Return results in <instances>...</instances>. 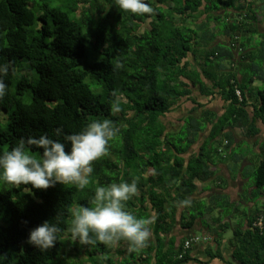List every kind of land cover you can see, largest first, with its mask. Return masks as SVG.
I'll return each mask as SVG.
<instances>
[{
    "label": "trees",
    "instance_id": "16d2710c",
    "mask_svg": "<svg viewBox=\"0 0 264 264\" xmlns=\"http://www.w3.org/2000/svg\"><path fill=\"white\" fill-rule=\"evenodd\" d=\"M147 2L153 12L135 16L114 0H0V63L11 62L0 100V152L28 136L55 139L58 127L74 134L107 118L120 129L84 190L56 184L0 191L5 264H264V229L254 226L264 207L231 228L221 224L232 207L226 197L191 199L198 182L216 177L218 160L242 164L246 157L233 146L259 136L258 123L264 127V0ZM218 99L223 106L216 110ZM113 101L122 109L115 115ZM261 149L246 177L264 196V143ZM133 180L138 193L126 208L153 220L147 247L129 253L125 242L110 249L62 239L41 251L27 242L31 229L57 219L62 237H70L72 209L90 206L97 186ZM185 199L191 204L179 206ZM224 209L213 220L220 225L214 246L206 247L207 263L194 256L195 245L186 249L194 238H167L178 216L191 233L199 217Z\"/></svg>",
    "mask_w": 264,
    "mask_h": 264
},
{
    "label": "clouds",
    "instance_id": "9594fccd",
    "mask_svg": "<svg viewBox=\"0 0 264 264\" xmlns=\"http://www.w3.org/2000/svg\"><path fill=\"white\" fill-rule=\"evenodd\" d=\"M114 4L120 12L135 16L153 12L147 0H114ZM10 67L11 62L0 63V100L7 94L4 78L8 76ZM121 110L118 101L111 103L113 115ZM119 131L111 119L105 118L90 122L74 134H65L58 127L54 130L55 139L48 134L21 138L10 150L0 152V184L12 188L30 185L37 190L61 184L75 186L82 191L90 184L94 162L108 154L110 142ZM32 150H39V156L32 154ZM137 193L135 180L101 184L95 188L90 206L77 205L72 209L67 228L70 237H62L63 230L57 219L56 223L44 221L31 229L27 242L41 251L53 248L62 239L87 246L99 242L110 249L125 242L128 252L136 253L148 246L151 239L149 225L153 222L138 218L127 210V202ZM190 204L189 199L179 201L181 207ZM7 259L6 254L0 255V264H5Z\"/></svg>",
    "mask_w": 264,
    "mask_h": 264
},
{
    "label": "crops",
    "instance_id": "0c3cea01",
    "mask_svg": "<svg viewBox=\"0 0 264 264\" xmlns=\"http://www.w3.org/2000/svg\"><path fill=\"white\" fill-rule=\"evenodd\" d=\"M189 106L190 105H188V109H191L192 107L191 106L189 107ZM215 106H216L215 107L216 110L221 109L223 105L220 99L216 101ZM258 124H259L258 127L261 130V134L259 136L253 139H248V138L243 139V141H241V144L236 143L233 146V148L237 150V148L240 145L242 146L248 145L252 147V150H253L252 152L248 151V153L243 155L246 157V159L245 161L242 162V164H240V168H241L240 172L238 173L232 172V164H235L232 160L227 159V160L232 161V164L228 163L227 160H225L224 162H221L218 160L215 167H213V170L216 172V177L212 181L207 182V183L198 182L197 183L198 191L196 192L195 196L191 198L193 199V201L194 200L201 201V202L205 201V202H208L209 204L210 200H212L213 197H221L222 199L223 198L225 199L226 197L228 201L230 202V204L232 205L231 208H226L229 212L226 214L225 209L217 210L213 212L211 215H206L204 218L199 217V221H198L199 224L195 227V230L191 233H189V231L187 232L186 230L182 229V225H181L182 222L180 221L181 218L180 216H178L174 230H172V232H170L167 235L168 239L175 238L177 242H181L183 241V239L186 240V238L189 236L192 238H195V237L199 238L200 240L202 239V241L196 244L195 247L193 248V254L194 256L198 257L199 260H202L204 263H207V258L205 257L207 245H209L211 242L212 244L210 246L211 247L214 246L213 239L216 237V234L211 233L212 228L217 227V225L219 224V223H214L213 220L218 219V218L219 219L223 218V216H225L226 214V218L224 219V221L222 220L221 224L229 223V227L231 228H234L238 225L240 226V224L236 225L235 221H237L236 213L240 214V212L238 211V207H240L241 205L246 210L243 215L244 217L243 225L245 226L247 223L245 220L247 218V215L252 213L253 210H255L258 207V205L261 207H264V197L263 196H261L262 200L259 202L255 200V202L244 203L241 199L242 196H244L245 194L244 186L251 179V177L246 179L247 177L245 176V174L247 173H244V171L246 172L247 166H251L250 160H252L253 156L255 155L261 156L262 154L261 148L264 143V127L261 123H258ZM241 132H242L241 130L236 131L238 135L244 136V134H241ZM233 166L236 167V165H233ZM242 170L243 172H241ZM235 207H237V209H235ZM182 211H184V209H181V212ZM205 225L208 227H204ZM195 231L201 232L202 237H200L199 236L200 234H197ZM230 233H232V231ZM191 264H199V263L193 262ZM209 264H224V263L220 261H213Z\"/></svg>",
    "mask_w": 264,
    "mask_h": 264
},
{
    "label": "rangeland",
    "instance_id": "374dc122",
    "mask_svg": "<svg viewBox=\"0 0 264 264\" xmlns=\"http://www.w3.org/2000/svg\"><path fill=\"white\" fill-rule=\"evenodd\" d=\"M4 125L5 124H2V126L0 125V129L1 128H3L4 127ZM248 151H250V152H252L253 150H252V147H250V146H242V145H240L238 148H237V154H239V155H244V154H246V153H248ZM255 153V152H254ZM253 155V154H252ZM258 161V156L257 155H255V156H253V158H252V160H250V163H251V166H252V168L254 167L253 165L256 163ZM227 162L228 163H230V164H232V161H230V160H227ZM233 165H236V164H232V172H234V173H238V172H240V165H239V167H234ZM251 166H247L246 167V170L247 169H251L250 167ZM241 172H243V170L241 171ZM244 173H246L245 171H244ZM248 173H251L250 171H248ZM245 176H246V174H245ZM248 177L250 178L251 176H247V178L246 179H248ZM7 185H4V184H1V186H0V191L4 188V187H6ZM244 191H245V194H244V196H242V201L244 202V203H248V202H255V200L256 201H261L262 199H261V195L262 194H258L257 193V189L255 188V185H254V181H253V179L251 178L247 183H246V185L244 186ZM262 193V192H261ZM264 197V196H263ZM208 203V202H207ZM258 207H261V206H259L258 205ZM257 207V208H258ZM235 209H237V207H235ZM238 211L240 212V214H238V213H236L237 214V221H235V224L237 225V224H240V225H243L244 224V217H243V215H244V213H245V208L243 207V206H241L240 205V207H238ZM2 212H3V215L1 216V217H3L1 220H3L4 219V221H3V223H2V225H1V227H5V226H7L8 225V221L9 220H6L5 219V217L7 216V210H5V209H2ZM243 220V221H242ZM224 221V220H223ZM239 226V225H238ZM216 231H217V227H214V228H212V231H211V233H213V234H216ZM196 232V231H195ZM197 234H200L199 236L200 237H202L201 236V232H199V231H197L196 232ZM218 233H220V231H218ZM223 236H224V240L226 241V244L223 246V248L225 249L224 251V253L226 254V248L228 247V242H229V240L230 239H232V233H230L229 231H227L225 234H223ZM72 244V243H71ZM69 245V249H71V248H75L74 247V245L72 244V245ZM122 250H123V247L121 248ZM121 249H120V253L121 254H123V252L121 251ZM7 257H8V254H7ZM11 260H13V258H11ZM68 262L69 261H67L65 264H68ZM70 263V262H69Z\"/></svg>",
    "mask_w": 264,
    "mask_h": 264
},
{
    "label": "built area",
    "instance_id": "2783aa9c",
    "mask_svg": "<svg viewBox=\"0 0 264 264\" xmlns=\"http://www.w3.org/2000/svg\"><path fill=\"white\" fill-rule=\"evenodd\" d=\"M238 95L240 96V93L238 92ZM254 226L257 227V228H260L261 230L264 229V216H259L255 223H254ZM199 239L198 238H194L193 240H190L188 242H186L185 244V247L186 249H191L192 246L196 245L197 243H199Z\"/></svg>",
    "mask_w": 264,
    "mask_h": 264
}]
</instances>
